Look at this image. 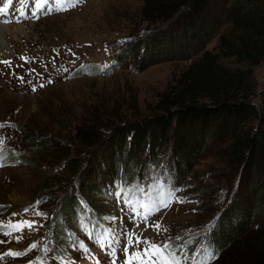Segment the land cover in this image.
<instances>
[{
  "label": "rangeland",
  "instance_id": "obj_1",
  "mask_svg": "<svg viewBox=\"0 0 264 264\" xmlns=\"http://www.w3.org/2000/svg\"><path fill=\"white\" fill-rule=\"evenodd\" d=\"M235 1L212 0L205 17L209 26L221 25L220 33H223L228 28L226 11ZM5 2L0 0V7ZM143 5L144 0H79L75 7L70 6L67 11L48 15L37 13V19L32 15L34 0H14L10 14L5 17L10 22H1L9 30L3 33L5 41L0 47V125H5L0 127V144L7 150V166L0 167V205L4 206L0 208V223L7 226L22 219L36 220L38 223L32 229L25 227L22 232L13 231L10 236L4 235L7 228L0 231V240L5 241L0 244V253L9 249L24 251L33 242L42 240L54 250L53 253L62 252V244H56V241L57 246L54 244V229L60 224L54 216L63 205L65 193L84 185L88 192L82 203L84 214L80 215L76 225L70 224V229L65 231L71 244L79 239L90 248L88 223H93L116 224V227L121 224L120 230H134L136 235L154 241L164 240L168 236L174 239L179 235L184 240H191L190 250L198 251L204 246L206 230L215 217L213 209L216 202L206 201L205 195L200 192L213 185L225 192L219 184L220 179L211 181L210 176H218L221 171L228 173L227 159L221 153V147L226 145L228 139L214 140V130L210 131L206 148L176 193L183 202H173L149 217L148 225L160 223L159 234L154 227L146 228L143 221L134 227L123 199L117 202L115 193L118 186L111 194L102 197L98 194L102 179L110 177L113 172L127 182L125 187L136 188L138 185L146 193H153L154 187L162 185L158 184L159 180H163L161 171L167 170L164 171L167 173L174 170L175 174H179L180 169L187 165L182 160L177 161L179 153L186 146L183 144L179 149L176 137L166 141L164 151L157 150L155 156L145 152L148 144L152 145L160 139L161 131L154 138L156 132L152 129L157 126L153 120L159 114L161 94L173 78L191 64L189 60L170 61L180 50L173 45V36L169 35L159 47L151 48L153 56H162L166 61L136 71L135 67L138 69L144 64L143 52L137 50L133 61H128L110 75L71 78L72 72L82 65L95 63L109 67L113 63L115 54L128 38L140 27L147 26L140 18ZM186 34L188 32L183 35ZM188 37L185 41L187 44ZM206 50L218 53V36L206 46ZM254 75L257 90L252 100L260 109L264 92V65L254 68ZM20 77H23V81ZM99 121L108 124L146 122L148 131L143 137L146 142L139 161L132 162L120 143L108 147L106 141H109L111 133L100 128L98 125L101 123H95ZM246 123L241 122L242 128L238 131H243ZM81 126H85L84 130L90 132L93 138L100 130L106 135L103 142L107 146L103 144L96 162L95 150L82 145L76 138V128ZM248 126L256 127V121L249 122ZM63 155L66 157L62 158ZM70 161L79 162L83 167L91 166L89 179L82 181L83 177L70 173L67 168ZM169 161H173V166L169 165ZM235 172L229 194V204L234 205L229 211L230 219L238 222L250 218L254 224L260 223L264 232V205L258 194L262 174L257 157ZM166 178L172 179L169 176ZM167 179L165 182L176 188ZM137 195L142 198L144 193ZM36 201H41L38 209L47 213L46 219L35 215L37 209L33 205ZM25 209L28 211L25 212ZM13 213L17 215L13 216ZM110 217L116 219L110 220ZM229 225L230 222L225 221L221 228L229 231ZM262 235L264 238V233ZM244 242L241 239L237 247L244 248ZM230 248L224 246L219 249L211 264H220L223 258V264H234L227 255ZM262 254V251H254L252 256L264 257ZM43 256V251L38 247L23 257H5L0 264H28L29 260ZM64 256L73 260L80 258L77 251L67 252ZM105 258L107 264H111L112 257L108 255ZM101 259L99 257L98 260ZM122 262L123 254L118 253L117 264ZM47 264H61V261L59 258L49 259Z\"/></svg>",
  "mask_w": 264,
  "mask_h": 264
},
{
  "label": "trees",
  "instance_id": "obj_2",
  "mask_svg": "<svg viewBox=\"0 0 264 264\" xmlns=\"http://www.w3.org/2000/svg\"><path fill=\"white\" fill-rule=\"evenodd\" d=\"M211 2L212 0H144L140 18L147 26L140 27L139 31L128 38L115 54L113 63L103 70L94 67L100 64L82 65L72 72L71 78L105 73L110 75L128 61H133L137 50L143 52L144 64L138 69L135 67L136 71L166 61L162 56H153L151 48L159 47L169 35L173 36V45L180 50L175 52L170 61L189 60L191 64L175 76L161 94L159 114L153 120L157 126L152 129L156 132L154 138L161 131L160 139L155 140L153 146L148 144L145 152L155 156L157 150L164 151V143L173 137H176L179 149L183 144L186 146L181 152L178 151L180 157H177L178 163L181 160L186 162V167L180 169L179 174H175L174 170L167 173L164 172L167 170L161 171L163 180L158 181V184L169 185L165 182L166 176H169L172 179L167 180L180 189L182 180L191 173L195 161L206 148V138L210 131L214 130L212 138L216 141L228 139L226 145L221 147V153L227 159L228 173L221 171L218 176H210L211 181L220 179L219 184L224 187L225 192H221L216 185L200 192L205 195L206 201L216 202L213 209L215 217L206 230L204 247L216 255L219 249L230 246L227 255L234 264H264V257L252 256L254 251L264 253V232L260 223L254 224L250 218L233 221L229 214L234 208V205L229 204V194L235 170L244 167L254 157H257L262 174L258 194L260 193L261 204L264 205V92L260 109L252 100L257 90L254 68L264 65V0H236L230 4L226 11L228 28L223 33H220L221 25L209 26L205 19ZM185 32H188L189 37L187 34L183 35ZM217 36L218 53L206 50V46ZM187 37L188 44L185 42ZM252 121H256V127L248 126ZM241 122H247V125L243 131H238L242 128ZM95 123H101L98 125L100 128L110 131L111 136L106 141L108 147L120 143L132 162L139 161L146 142L143 137L148 131L146 122ZM84 127L76 128V138L82 145L95 150L96 162L106 135L100 130L93 138ZM106 143L104 145L107 146ZM68 164L70 173L83 177L82 181L89 179L91 166L83 167L76 161ZM169 165L173 166V161H169ZM126 183L120 175L113 172L110 177L102 179L98 194L106 196L113 193L115 187ZM82 188L76 186V189L66 192L63 205L54 216L60 221L59 227L54 229V244L55 241L56 244L61 243L62 252H55L50 256L59 258L67 252L76 251L67 240L65 231L70 229V224L76 225L80 215L84 214L82 203L88 192L86 185ZM225 221L230 222L229 231L221 228ZM241 239L246 243L244 248L237 247ZM223 262L224 258L220 264Z\"/></svg>",
  "mask_w": 264,
  "mask_h": 264
},
{
  "label": "snow or ice",
  "instance_id": "obj_3",
  "mask_svg": "<svg viewBox=\"0 0 264 264\" xmlns=\"http://www.w3.org/2000/svg\"><path fill=\"white\" fill-rule=\"evenodd\" d=\"M14 0H6L3 3V6L0 7V17H7L10 7L13 5ZM79 3V0H34V11L32 12L33 16H36L39 19V15H48L53 12L67 11L69 7H75ZM24 15V13H21ZM27 18V17H26ZM0 22H10L3 20ZM74 62V61H73ZM10 63V62H5ZM99 67L100 70H103L107 67L104 66H94ZM92 74V73H90ZM23 81V77H20ZM43 85H41L42 87ZM35 90V88H33ZM5 125H0L4 127ZM15 127V125H11ZM7 150L3 148L0 144V167L7 166ZM180 189L173 188L170 185H158L154 187L153 193H146L145 189L139 187L136 188L125 187L123 185L118 186V190L115 193L117 202L119 203L123 199L124 203L129 209L131 222L134 224V227L139 226V222L143 221L147 227H154L159 234L161 230V225L159 222H154L151 225H148L147 221L149 217L158 213L162 208H167L173 202H183L179 197L176 196V193ZM137 193H144V196L141 198ZM41 201H36L33 205V208H36L37 211L35 215L47 218V213L38 209ZM4 207L0 205V208ZM25 212L28 209L24 210ZM123 211V209H121ZM13 216H16L17 213H13ZM110 220H115L116 217H110ZM123 220V217L120 218ZM38 223L36 220H20L15 223H9L7 226L0 223V231H4L5 228L8 231H4V235L10 236L13 231H23L25 227L32 229L33 226ZM43 227V225H40ZM96 226L94 225L93 228ZM167 231V229H164ZM90 239H94L102 248H108V255L112 257L111 264H117L118 253L123 254L122 264H211V261L215 259V255L208 250V248L201 246L197 250H190L189 245L192 243L191 240H184L181 236L177 235L174 239L171 236H168L166 239L161 241H154L150 238H142V236L136 235L134 230L130 231L127 228L123 230H116L112 228L105 229L103 232L87 233ZM17 240L20 237H16ZM123 240V244H121ZM5 243L4 240H0V244ZM40 248L44 256L38 257L37 260H29L28 264H47L49 259H56L54 255H51L54 250L44 241L33 242L27 249L24 251H15L9 249L4 253H0V261L5 257L18 258L26 256L29 252ZM72 247L78 251H81L85 255H91V250L87 245L79 239H76L72 243ZM61 264H76V262L67 256L59 257ZM99 264V262H98Z\"/></svg>",
  "mask_w": 264,
  "mask_h": 264
},
{
  "label": "bare ground",
  "instance_id": "obj_4",
  "mask_svg": "<svg viewBox=\"0 0 264 264\" xmlns=\"http://www.w3.org/2000/svg\"><path fill=\"white\" fill-rule=\"evenodd\" d=\"M4 17H0V21L4 20ZM20 27H16V29H19ZM9 28L6 26H3L0 22V47L2 46V43L5 41V32L8 31ZM4 33V34H3ZM3 51V49H2ZM1 52V51H0ZM1 54V53H0ZM1 56V55H0ZM1 58V57H0Z\"/></svg>",
  "mask_w": 264,
  "mask_h": 264
}]
</instances>
